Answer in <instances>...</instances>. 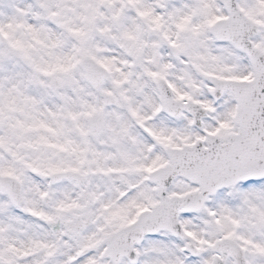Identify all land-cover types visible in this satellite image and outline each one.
Masks as SVG:
<instances>
[{
  "label": "snow or ice",
  "instance_id": "obj_1",
  "mask_svg": "<svg viewBox=\"0 0 264 264\" xmlns=\"http://www.w3.org/2000/svg\"><path fill=\"white\" fill-rule=\"evenodd\" d=\"M0 264H264V0H0Z\"/></svg>",
  "mask_w": 264,
  "mask_h": 264
}]
</instances>
